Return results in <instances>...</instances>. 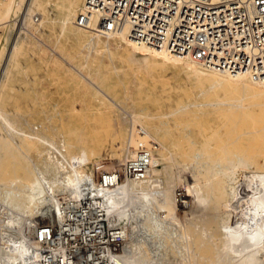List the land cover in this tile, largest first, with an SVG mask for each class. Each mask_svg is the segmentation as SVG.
Listing matches in <instances>:
<instances>
[{"label":"bare ground","instance_id":"obj_1","mask_svg":"<svg viewBox=\"0 0 264 264\" xmlns=\"http://www.w3.org/2000/svg\"><path fill=\"white\" fill-rule=\"evenodd\" d=\"M25 1V16L27 15L28 19L30 14H34L33 12H39L42 17L39 26L46 22H51L53 27L59 25L57 28L62 34H65L64 40L74 44L77 49L84 48L87 54L91 50L97 52L100 47L105 48L109 43H112L116 50L120 49L121 54L141 50L149 59L146 64L153 65V71L173 68L175 73L185 75L186 79L191 82L193 89L188 98L184 99H173L172 93L177 89L170 90L164 85L158 86L156 81L149 82L148 85L139 84L136 88L135 96L140 100L135 106L140 107L141 110L140 113L134 114L135 119L142 121L144 124L139 123L140 127H145L151 133L150 141L153 146L157 144L167 151L168 159L161 158L160 161H168L171 165L169 163L166 166H161L160 161L149 155L151 150L145 145L144 148L150 158L149 166L144 170L133 172L130 179L117 184L112 190H103L98 194L106 208L108 222L111 225L124 223L121 226L125 230L123 233L124 247L116 257V264H152L153 260L159 256V249L154 251L148 249L151 256V259L148 260L145 249L143 251V248L136 247L139 234L147 235L148 240L146 237L144 240H147L148 246H152L156 240L162 242L173 236V231L168 233L167 230L170 225L174 227L172 222L174 223L176 220L174 216H162L161 210L163 209L161 207H165L167 200H159L158 197L170 191L169 186L175 182L172 168L176 166L178 158H184L190 162L191 174L194 181L196 183L198 181L197 185H193V188L196 187L192 190L195 195L193 206L197 212L203 207L206 210L209 204H212L214 209L221 206L227 210V213L218 216L221 222L215 230L204 227L199 231L202 241H208V244L210 243L217 251L211 264H264V157L260 154V150L258 151L257 147L253 145L254 139L250 138L255 120L250 118L253 124L249 121L250 119L243 124L236 121L248 109L242 108V102L246 101L248 96L256 102L258 98H264V85L247 76H231L209 71L189 58L169 54L163 49L138 46L129 39L127 28L118 34L109 36L83 30L76 26L75 21L82 10L84 0H56L54 4L48 0H0V20L15 15ZM49 6L54 9L56 15L53 20L47 21L45 19L47 18L46 10ZM7 26H12V24ZM3 38L9 39L10 33H6ZM24 40L25 38L20 34L17 43L9 48L6 55L2 54L0 49V93L6 86L10 68L22 52L21 44ZM138 68H140L139 71L144 69L142 65H139L137 70ZM237 98L236 104L232 105L231 102ZM200 99L204 101H200ZM220 107H225L226 111L220 112ZM37 116L39 115L36 113L31 115L21 112L8 115L0 107V171L6 173V177L10 178L9 189L13 190L19 184L22 188L18 194L6 197L9 198L8 202L19 210L29 209L31 205L49 201L48 193L55 194V183L51 182L52 180L47 182L40 168L46 166L44 164L53 163L56 156L68 165L65 180L58 183L61 189L71 190V194L68 193L72 196L68 198L67 205L77 203L78 199L87 192H96L94 191L96 181L93 174L85 167V164H82V168L78 167L81 165L79 151L91 154L85 149L88 142L85 143L86 145L84 144V140H87L84 137L85 131L81 124L84 121V116L74 114L71 110L61 113L55 109V112L46 116L44 122L40 124L49 125L52 137L44 133L45 126L37 128L36 125L39 123L36 119ZM155 117L159 119L158 124H151L150 121ZM54 119L55 123L50 125ZM257 121L262 123V127L264 126V120ZM227 126L229 129L225 131ZM195 129L200 130L202 142L198 148L193 150L191 148L189 152H186L184 144H194L192 134ZM152 133L157 135L158 139H154ZM233 135L236 136L235 139H232ZM243 135L249 137V146L240 150L231 145L239 136ZM224 137L227 139L225 140ZM54 138H61L59 144H56ZM167 147L178 148L180 153L172 154ZM74 151L75 153H72ZM32 155L43 158V161L40 162L42 159L39 162H36L38 159L34 161ZM69 155L71 156L70 160H68ZM177 164L179 165V163ZM45 170L47 171V169ZM155 172L165 175L167 189L162 190L164 183ZM134 182L140 184L141 188L152 187V193L133 192L130 186ZM25 197L27 206H24L23 202ZM52 198L54 199V196ZM55 205L56 207L51 209L53 218L55 210L59 211L58 205ZM140 217H143V223L140 221L141 224L135 222L134 226L131 225V219L134 221ZM16 226L18 227V225ZM29 232L34 235L35 229L31 228ZM214 232L218 236L216 241L211 237ZM16 234L14 235L20 238L21 235ZM25 238L23 236L19 241H14L11 238L6 240L3 236L0 238L4 242L6 240L5 243L9 241L8 247L6 244L0 248V264H22L30 244L33 247L32 251L37 253L39 247ZM175 239L176 237L170 241V249L167 248L168 254L170 256L176 255L174 253H177L178 256L182 254L179 256L181 258L184 253H178L179 246ZM188 239L192 240V237L189 236ZM189 252L191 253V250ZM191 263L194 264L193 261H190Z\"/></svg>","mask_w":264,"mask_h":264},{"label":"rangeland","instance_id":"obj_2","mask_svg":"<svg viewBox=\"0 0 264 264\" xmlns=\"http://www.w3.org/2000/svg\"><path fill=\"white\" fill-rule=\"evenodd\" d=\"M48 1L52 4L56 2V0ZM25 9L26 1L17 10L15 15H13L14 17L11 16L8 19L6 18L7 20H0V49L2 54L6 55L9 48L17 43L16 41L20 34L25 38L21 44L23 46L22 52L17 56L16 61L10 68L5 83L6 86L0 93V107L2 111L8 115H12L15 112L31 115L38 114L39 116L36 119L39 123L36 126L37 128H43L45 126L44 133L49 137L53 136L49 125H46V123L43 125L40 124L44 122L46 116L53 114L55 109H58L61 113L71 110L74 114L84 116V121L81 123L85 131L84 137L87 139L84 140V144L88 142L86 143L87 145L85 144V149L86 151H90L91 154L89 155L86 152L79 151L81 165L78 167L82 168V164H85V167L89 169L96 180H99L101 174L113 171L119 174V184L130 179L133 172H125L124 165L127 161L132 160L138 151L144 150L146 152L144 148L146 146L151 150L149 155L158 161L161 158L164 160L168 159L167 151L163 147L155 144V142L154 144L156 146L154 145V147L150 141L151 133L145 127H140L139 123L142 125L144 123L135 119L136 116L134 114L140 113L141 110L140 107L135 106L136 103L138 104V100H140L135 96L136 88L139 84L148 85L149 82L156 81L158 86L164 85L170 90L177 89L176 92L172 93L173 99L188 98L193 88L191 82L186 79L185 75L175 73L173 68L155 72L153 71V65L151 63L146 64V61L149 59L141 50L121 54V50H116L112 43L107 44L105 48L100 47L97 52L91 50L87 54L84 48L77 49L74 44L64 40L65 34H62L57 28L59 25L53 27L51 22H46L44 25L39 26L42 20L39 12H33L34 14H30L28 19L27 15L25 16ZM46 14L47 18L45 19L47 21L53 20L56 15L51 6L47 8ZM25 17L27 18L26 20ZM35 17L38 18L37 22L34 20ZM10 24L12 26H7ZM6 33H10V38L7 39L8 41L3 38ZM86 55L88 56L86 57ZM139 65H142L144 69L139 71L140 68H138L137 70ZM209 99L211 100V98ZM202 100L200 99V101ZM237 100L238 98L232 101V105H235ZM224 108L220 107V112L226 111V108ZM242 108L248 109L236 121L239 124H243L250 118L255 120L254 130L251 132L250 138L254 139L253 145L257 147L258 151L260 150V154L264 157V126L262 127V123L257 121L264 120V98H258L256 102L252 101L248 96L247 100L242 102ZM158 120V117H155L150 123L158 124ZM249 121L253 124L252 119ZM54 123L55 119L50 125ZM228 129L229 127L227 126L225 131H228ZM152 136L154 139H158V136L153 133ZM192 137L194 144H184V151L186 152H189L191 148L192 150L198 148L202 142L199 129L194 130ZM235 137L233 135L232 139H235ZM248 138L244 135L239 136L231 145L241 150L250 145ZM60 139L54 138L56 144H59ZM224 139L226 140L227 137H224ZM168 151L175 155L180 153V149L178 148L172 149L169 147ZM72 153H75V151ZM36 156L32 155L34 161L37 159L36 162H39L41 159L40 162L43 161V158ZM70 158L71 156L69 155L68 160ZM176 161L179 165L175 163L176 166L172 168L175 182L169 186L170 191L158 197L159 200H167L165 207H161L163 209L161 210L162 216H174L176 220H174V223L172 222V226L174 227L170 225L169 230H167L168 233L173 231L172 235L174 237L171 236L168 237L169 239H164L165 244L163 241L156 240L152 246H148V237L142 233V235L139 234L137 237L138 242L136 243L138 246L136 244V247L143 248V251L145 249L148 260L151 259L148 249L153 251L160 250L159 256L153 260L152 264H190V261H193L194 264H211V261L216 257L217 251L210 243L208 244V241H202L199 237V231L204 227L209 230H215L221 222L218 216L224 215L227 213V210L221 206L214 209L212 204H209L206 210L202 206L203 208H200L201 210L197 212L193 206L195 195L192 190L195 189L196 186L193 188V185H197L198 181L197 183L194 181L191 174L192 168L187 159L178 158ZM181 161L184 162L182 163ZM53 163L44 164L46 165L44 167L41 164L42 168L40 170L47 182L52 180L51 182L55 183L56 195L54 193L51 195L52 193L49 192L48 195L50 196H47L49 197V201L51 200L50 202L47 200V202H42L43 204L31 205L29 209L18 210L8 202L9 198L6 197L18 194L22 188L19 184L13 190L9 189L10 178L6 177V173L0 171V213L2 211L0 215V238L3 236L6 240L7 238H11L14 241H19L24 236L30 243L36 245L33 243L34 235L29 232L31 230L30 226L51 223L55 219V217L53 218V212L51 210L53 207H56L55 204L58 205V209L60 210V204L64 206L65 203L69 202L68 198L72 195H69L68 192L71 190L68 188L61 189V186H59L67 176L68 168L66 167L68 165L57 156ZM169 163L168 161H160L161 166H166ZM44 169H47L48 173ZM156 174L164 183L162 190L167 189L165 175L158 172ZM57 175L58 177H56ZM130 187L133 192L147 191L148 193H152L153 191L152 187L150 189L147 186V189L146 187H143V189L140 184L135 182ZM53 196L54 199L52 198ZM26 197L23 200L24 206H27ZM12 218L16 219L13 220ZM15 221L17 222L14 223ZM140 221L143 223V217L137 218L134 221L133 219L130 220L133 226L136 224L135 222L141 224L139 223ZM123 224L121 222L118 226L121 228ZM32 229L34 230L35 228ZM122 231L123 233L125 232L123 229ZM16 233L21 235L20 238L19 236L16 237ZM174 234L177 235L175 236ZM189 236L192 237V240L188 239ZM145 237L147 240H144ZM175 237L177 239H175L176 244L179 246L178 253H184L183 258H179L182 254L179 256L177 253L171 256L168 254L170 241ZM211 237L216 241L218 236L214 232ZM139 240L143 241L140 242ZM5 242L2 239L0 240V248L6 244V247L9 246V241L7 243ZM123 247L124 243L120 248V252H122ZM190 250L191 253L189 252Z\"/></svg>","mask_w":264,"mask_h":264},{"label":"built area","instance_id":"obj_3","mask_svg":"<svg viewBox=\"0 0 264 264\" xmlns=\"http://www.w3.org/2000/svg\"><path fill=\"white\" fill-rule=\"evenodd\" d=\"M37 22L38 18H34ZM76 26L102 36L128 30L138 46L189 58L209 71L247 76L264 85V0H84ZM138 151L125 172L144 170ZM94 191L60 204L51 223L35 228L22 264H116L123 231L107 220L98 195L119 184L118 172L101 174Z\"/></svg>","mask_w":264,"mask_h":264}]
</instances>
